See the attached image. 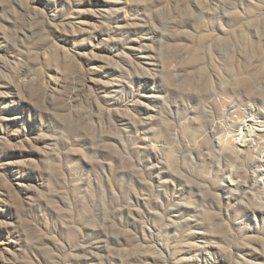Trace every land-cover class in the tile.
Returning a JSON list of instances; mask_svg holds the SVG:
<instances>
[{
	"label": "rangeland",
	"instance_id": "rangeland-1",
	"mask_svg": "<svg viewBox=\"0 0 264 264\" xmlns=\"http://www.w3.org/2000/svg\"><path fill=\"white\" fill-rule=\"evenodd\" d=\"M248 120L264 0H0V264H264Z\"/></svg>",
	"mask_w": 264,
	"mask_h": 264
},
{
	"label": "bare ground",
	"instance_id": "bare-ground-1",
	"mask_svg": "<svg viewBox=\"0 0 264 264\" xmlns=\"http://www.w3.org/2000/svg\"><path fill=\"white\" fill-rule=\"evenodd\" d=\"M238 1V3L239 4H241V5H244V4H248V3H250L251 2V0H237ZM129 49H130V52L131 53H135V54H137V56L139 55L140 57H139V59H143V60H145V58H144V56H145V52L142 50V47H141V45L140 44H138L137 42H134L133 44H131L130 45V47H129ZM142 51V52H141ZM130 53V54H131ZM132 55V54H131ZM138 64H139V62H138ZM58 73L56 72V75H57ZM55 75V76H56ZM168 79V78H167ZM51 80H53L52 78H49L48 79V81L46 82V83H44V82H41L40 80H36L35 78H29V77H26L25 79H22V78H20V80L18 81V83L16 84V90H21V91H23V90H27V89H29V88H33V87H35L36 89H37V92L41 95V97L42 98H44L45 99V101H46V99H48V97H49V95H50V93H52V90H53V83H55V85L57 86V88L60 86V84L59 83H57L58 81H56V80H54V81H51ZM234 80H236V79H234ZM238 81V80H237ZM57 83V84H56ZM227 84V83H226ZM240 84V83H239ZM238 84V85H239ZM233 85H235V83L233 84ZM237 87V86H236ZM235 87V88H236ZM237 89V88H236ZM147 94H150V95H144L143 97H146V98H151V94L152 93H147ZM143 104H144V102H142ZM142 105V104H141ZM251 118V117H250ZM246 122H250V124H246ZM233 123H235V122H233ZM233 123H231V124H233ZM239 123H241V122H239ZM228 124V123H227ZM240 125V124H239ZM230 126V125H229ZM232 126V125H231ZM242 126H247L248 127V131H246L249 135H247V133L246 134H244L243 133V127H240L237 131V134H236V136L235 137H239L240 136V138L243 140V141H239L238 140V138L237 139H235V140H238V142H239V144L241 143L242 145H245V144H247L249 141H248V139H246L245 137H247V138H249L248 136H252V135H254V137H257V136H259L263 131H264V121L262 120V121H255V122H252L251 120H248V121H243L242 122ZM233 127V126H232ZM231 127V128H232ZM246 127V128H247ZM228 128V127H227ZM234 133V132H233ZM227 134V133H226ZM225 135V134H224ZM231 135V134H230ZM226 136V135H225ZM222 137V136H221ZM230 137V136H229ZM260 137V136H259ZM233 138V137H232ZM218 139H219V137H218ZM227 138H225L224 139V137L223 138H220V142L221 141H224V140H226ZM246 139V140H245ZM252 139H250V141H251ZM227 141V140H226ZM232 141H233V139H232ZM231 141V142H232ZM261 141V140H260ZM217 142H219V140L217 141ZM228 142V141H227ZM227 142H225L226 144H227ZM237 142V141H236ZM233 143V142H232ZM258 143V142H257ZM221 143H219V145H220ZM228 144H230V143H228ZM249 144V143H248ZM252 144V143H251ZM251 144H249L250 146H251ZM216 145V144H215ZM218 145V144H217ZM223 145H224V143H223ZM231 145V144H230ZM153 146V145H152ZM221 146H222V144H221ZM226 146V145H225ZM240 146V145H239ZM246 146V145H245ZM156 146L154 145L153 146V149L155 148ZM217 147V146H216ZM220 147V146H219ZM224 148V147H223ZM228 148V147H227ZM226 149V148H225ZM232 149V148H231ZM220 150H223V149H221L220 148ZM243 150V149H242ZM241 150V151H242ZM226 151V150H225ZM241 151H239L238 150V152H241ZM234 152V151H233ZM236 152V151H235ZM243 152V151H242ZM239 154V153H238ZM262 155V154H261ZM264 155V154H263ZM260 156V155H259ZM262 157V156H261ZM258 159V158H257ZM264 158H262V160H263ZM260 161V160H259ZM264 161V160H263ZM262 161V162H263ZM261 162V163H262ZM234 171V170H233ZM234 173V172H233ZM235 177V176H234ZM229 179V178H228ZM232 182H233V180H231ZM235 181V180H234ZM237 182V181H236ZM240 182V181H239ZM238 182V183H239ZM238 183H236V184H238ZM232 184V183H231ZM230 184V185H231ZM235 184V185H236ZM239 184H241V183H239ZM234 185V186H235ZM241 186V185H240ZM229 187V186H228ZM237 188V187H236ZM233 190V189H232ZM239 191V190H238Z\"/></svg>",
	"mask_w": 264,
	"mask_h": 264
}]
</instances>
